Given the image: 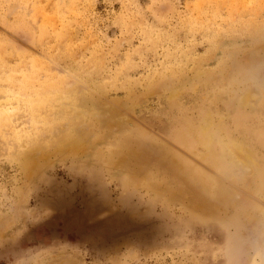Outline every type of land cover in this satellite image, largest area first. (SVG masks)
<instances>
[{
  "label": "rangeland",
  "instance_id": "1",
  "mask_svg": "<svg viewBox=\"0 0 264 264\" xmlns=\"http://www.w3.org/2000/svg\"><path fill=\"white\" fill-rule=\"evenodd\" d=\"M263 166L264 0H0V264H264Z\"/></svg>",
  "mask_w": 264,
  "mask_h": 264
},
{
  "label": "bare ground",
  "instance_id": "2",
  "mask_svg": "<svg viewBox=\"0 0 264 264\" xmlns=\"http://www.w3.org/2000/svg\"><path fill=\"white\" fill-rule=\"evenodd\" d=\"M32 93V92H31ZM26 106V105H25ZM44 106V105H43ZM18 107V106H17ZM19 108V107H18ZM36 109V108H35ZM7 117V116H6ZM14 121V120H13ZM40 130V129H39ZM182 131V130H181ZM183 132V131H182ZM184 133V132H183ZM29 140V139H28ZM246 149V148H245ZM247 153L248 154H252V152L251 151H249V149H247ZM247 153H245V151H244V148L242 147V146H240V145H236L235 144V146H234V150H233V156H235V158H236V160L238 161V162H241L244 166H248L247 164H249V155L247 156L246 154ZM253 162H255V161H253ZM257 164V163H256ZM263 170H264V166H263ZM263 173H264V171H263ZM260 192V191H259ZM262 192V191H261ZM261 192H260V194H261ZM263 193V197H264V192H262ZM263 214H264V211H263ZM262 214V215H263Z\"/></svg>",
  "mask_w": 264,
  "mask_h": 264
}]
</instances>
